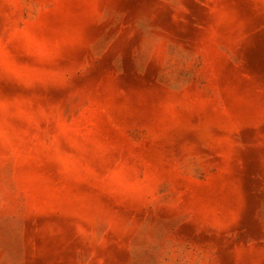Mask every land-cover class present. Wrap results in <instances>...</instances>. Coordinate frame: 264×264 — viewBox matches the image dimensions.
Here are the masks:
<instances>
[{
  "label": "rangeland",
  "instance_id": "1",
  "mask_svg": "<svg viewBox=\"0 0 264 264\" xmlns=\"http://www.w3.org/2000/svg\"><path fill=\"white\" fill-rule=\"evenodd\" d=\"M0 264H264V0H0Z\"/></svg>",
  "mask_w": 264,
  "mask_h": 264
}]
</instances>
